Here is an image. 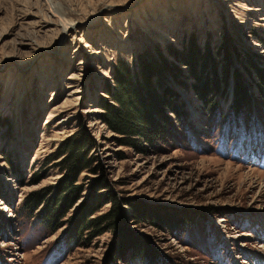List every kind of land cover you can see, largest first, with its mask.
I'll return each instance as SVG.
<instances>
[{
	"label": "rangeland",
	"instance_id": "obj_1",
	"mask_svg": "<svg viewBox=\"0 0 264 264\" xmlns=\"http://www.w3.org/2000/svg\"><path fill=\"white\" fill-rule=\"evenodd\" d=\"M63 21L73 25L63 30ZM225 40L236 46L231 57L217 52ZM192 43L215 54V106L197 93L192 66L170 52ZM143 61L166 64L151 69L150 84L167 96L147 129L160 134L141 139L145 151L123 144L103 118L124 65L146 97ZM213 68L201 62L198 74L213 82ZM259 71L264 0H0V264H264ZM240 83L246 100L235 95ZM82 131L96 140L94 154L131 220L129 231L107 230L90 242L86 231L87 245H74L79 203L93 199L98 172L79 175L82 198L54 232L39 223L43 204L30 212L23 201L34 190L55 191L62 173L44 161ZM134 206L161 225L137 221ZM123 240L131 247L117 251ZM144 243L157 251L151 261L132 257Z\"/></svg>",
	"mask_w": 264,
	"mask_h": 264
},
{
	"label": "trees",
	"instance_id": "obj_2",
	"mask_svg": "<svg viewBox=\"0 0 264 264\" xmlns=\"http://www.w3.org/2000/svg\"><path fill=\"white\" fill-rule=\"evenodd\" d=\"M235 51L236 46L231 41L225 40L221 44L220 50L217 52L218 54L221 52L226 53L227 56L231 57ZM170 52L177 60L192 66V74L198 79V84L196 85L197 93L201 95L207 103L209 102L215 106L216 102L213 101V96L218 95L221 90V80L217 72L218 64H214L213 56L215 54L212 53L210 48H207L206 51H201L200 47L194 43H192V47L190 46L184 52H178L171 48ZM201 62H204V64L210 62L213 65L215 73L213 82L209 77H202L198 74L199 64ZM250 64L254 66L251 61ZM141 66L144 82L147 86H151V88L147 87L146 97L139 94L142 85H138L131 81L130 69L128 66L124 65L121 70L122 73L127 76L125 77L123 75L122 78H117L118 84L114 91H108L112 102L107 100L103 104L105 109L103 118L110 128L123 137V144L135 145L145 151L147 147L141 139L152 141L153 138H150L154 135L157 136L162 130L159 127L158 130L155 128L153 129V133H151L152 136L148 135L149 132L147 129L150 127L152 129L154 127L152 124V122H154L152 113L162 111L164 106L163 103L167 101V96L157 95L154 92V88L150 84V71L156 66L162 70V67H166V64L159 65L157 63V65H154L148 64L147 61H143ZM169 68L176 73L180 72L176 65H169ZM259 72L261 78H263L264 74L262 71ZM145 84L144 87H146ZM239 85L235 95L238 94L239 97L246 100L245 86H243L242 83ZM238 92H240L241 96ZM198 94L196 95L198 96ZM139 99H141V101H139ZM239 99L237 98L236 101L239 102ZM146 100L150 103L149 107L143 104ZM172 108L173 107H171V109ZM175 111L178 112L176 107ZM96 144L97 142L92 135L83 131L82 133H78V135L64 140L44 161L45 166L51 164L60 170L62 173L60 184L55 188V191L52 185L44 189L34 190L28 194L23 201L24 209L30 212L35 211L43 204L40 209L39 223L48 228L49 231L54 232L64 224L63 218L66 216L67 212H69L82 198L84 185L77 183L79 175L84 171L98 172V176L92 180L94 192L91 198L93 199L83 200L81 204L79 203L78 220H76L77 231L70 238V242L74 245H87V243L82 242L84 238L83 234L86 231L90 232L88 237L90 242L92 238L107 230L117 229L119 227L124 228L123 230L126 231L130 230L129 220L131 219L127 218L123 204L119 202L117 196L111 189V182L106 178L105 169L100 161V156L96 157L94 154ZM53 191L55 192L54 194L52 193ZM106 203H110L109 210L99 214L98 212L101 210V207ZM134 218L137 221L146 220L157 226H160L162 222L160 216L156 214L146 215L140 209H136L135 206ZM131 244L123 240L119 243L116 250L124 252L131 247ZM132 252V257L134 258H147L151 261V258L156 256L157 251L153 246L144 243L142 245H134L132 247ZM118 255L120 254L118 253Z\"/></svg>",
	"mask_w": 264,
	"mask_h": 264
},
{
	"label": "bare ground",
	"instance_id": "obj_3",
	"mask_svg": "<svg viewBox=\"0 0 264 264\" xmlns=\"http://www.w3.org/2000/svg\"><path fill=\"white\" fill-rule=\"evenodd\" d=\"M62 28L63 30H66L67 28H69L70 26H72L73 24L70 21H63L61 22Z\"/></svg>",
	"mask_w": 264,
	"mask_h": 264
}]
</instances>
